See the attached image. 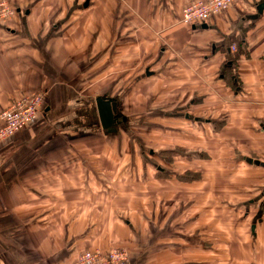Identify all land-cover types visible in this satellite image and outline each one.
I'll use <instances>...</instances> for the list:
<instances>
[{
  "label": "crops",
  "instance_id": "crops-1",
  "mask_svg": "<svg viewBox=\"0 0 264 264\" xmlns=\"http://www.w3.org/2000/svg\"><path fill=\"white\" fill-rule=\"evenodd\" d=\"M7 1L17 13L8 21L0 20V115L13 101L41 92L49 96L52 109L59 113L55 116L51 109L41 112L32 124L0 145V264H73L81 252L90 249L73 238L74 220L85 222L87 214L85 209V213L72 211L74 205L89 200L88 192L80 190L74 180V172L67 165L61 170L62 159L74 152L67 145L73 139L68 131L71 118H64L62 104L68 95H81L75 91L81 84L74 87L81 77L107 76L111 74L107 71L110 66H132L137 60H153L154 64H148L149 73L145 70L136 76V82L145 77H165L163 84L152 88L155 94L149 97L162 96L166 100L157 105L162 117L211 124V131L216 133L206 151L209 157L200 159V164L198 155L192 158L194 171L200 166L202 180L177 182L181 185L177 191L185 192L189 185L195 190L178 197L180 211L170 216L174 223L164 227L163 235L156 233L158 226L150 223L155 217L148 216L142 250L146 261L131 259L132 264H219V253L227 252L232 254L229 264L260 262L259 253L264 250L261 202L256 218L251 219L250 237L254 240L245 242L243 251L237 247L242 244L241 235L234 229L230 234L219 232L217 224L208 226L210 234L198 246V221L205 216L202 208L198 214L202 201L198 183L207 181L204 185L209 188L223 186L233 195L237 188L264 184V167L244 161L246 157L264 161V12L257 9L264 0H241L207 21L194 24L184 23L181 13L186 4L198 0H90L86 7V0ZM233 44L236 51L231 49ZM116 81L101 87H115L112 82ZM181 95L191 97L184 102ZM119 101L120 121L113 131L105 130V136L132 131L131 119L120 110L122 98ZM146 105H151L150 99ZM146 125L150 137L167 142L178 131L167 127L166 131L155 132L157 123ZM229 157L247 163V167L235 170L244 172V179L234 186L225 177L230 170L221 168L231 165L224 160ZM254 201H243L250 213ZM228 202L234 204L236 198L223 204ZM227 213L228 207L224 208ZM190 219L196 225L186 235ZM59 221H67L65 229H59ZM212 225L216 230L210 228ZM173 237L175 244H168ZM221 242L225 243L219 245ZM107 245L102 241L98 247L105 251ZM198 247L210 254L204 256ZM243 257L246 260H241Z\"/></svg>",
  "mask_w": 264,
  "mask_h": 264
},
{
  "label": "rangeland",
  "instance_id": "rangeland-1",
  "mask_svg": "<svg viewBox=\"0 0 264 264\" xmlns=\"http://www.w3.org/2000/svg\"><path fill=\"white\" fill-rule=\"evenodd\" d=\"M194 2L196 1L189 2L182 9V21L186 24L190 23L185 19L184 10ZM16 13V9L7 0H0V20L8 21ZM148 64H154L153 60L147 62L137 60L133 62L132 66L129 64V66L123 65L119 68L110 66L107 71L111 74L107 76L81 77L80 81L74 85L76 87L79 83L81 84L80 87L75 89V91L82 92L81 95L77 93L72 94L70 97L68 95L64 99L61 109L64 118H71V121L68 122L71 125L68 126V131L73 139L67 145L68 149H74V152L70 151V155L62 159L61 170L64 169V165H67V169L74 172V180L79 183L80 190L88 192L86 198L89 200L88 203L85 200V204L74 205L72 211L82 213L85 209L87 214H85V222L81 219L74 220L76 234L73 238L82 242V244L85 243V246L90 249L104 250L101 246L98 247L102 241L108 243L105 251L117 246L126 247L131 252V259L137 262L146 261V256L142 255V250L145 248L144 242L149 217H155L154 222L151 220L150 223L158 226L159 231H156V233L160 235H163L164 227L174 223L170 218L180 211V206L177 205L179 202L178 197L193 194L192 192L195 190L194 185H189L187 191H177L181 185L177 183L178 180L175 177L183 173L194 172L195 167L192 165V158L198 155L199 162L201 155L208 154L206 151H209L210 139H214L216 133L211 131V124L205 125L162 117V111L157 109V105L159 103L165 104L166 100L162 96L149 97L155 94L152 88L163 84L165 77L161 76L154 79L145 77L136 82V76L143 75ZM115 80L117 81L112 82L115 83V87L114 85L112 88H109V85L107 88L101 87V85ZM43 94L42 106L45 107L44 110L43 108L40 109V113H48L51 109V111L54 110V115L57 116L59 111L52 109L53 106L49 102V96ZM199 96H202V94H199ZM97 97L110 99L112 103L122 98L123 112L131 119L128 120L131 123L129 127L132 129L129 134L124 132L117 133L116 136H105L103 134L105 129L101 125L96 103ZM181 97L186 102V99L189 100L191 96L183 97L181 95ZM148 99L151 100V105L147 106L146 101ZM118 118L120 121L121 117L119 115ZM147 123H157L154 129L155 132L156 129L166 131L167 127H171L174 128L173 130L184 133L185 136L177 131L174 134L175 138L168 142L154 139L150 137L152 133L147 129ZM111 131L113 129H110ZM86 133L90 136L85 137ZM170 146L172 147L170 148ZM178 146L185 151L174 157V161L170 164L173 169L169 170L167 168L169 170L168 174L172 178H157L156 175L159 170L152 164V159H156L159 166L163 167L165 162L159 156L150 155L151 149L155 153L158 151L168 152L178 148ZM167 147L169 148L167 149ZM229 148L232 152V146H229ZM82 150L87 152H82ZM85 155L87 156L85 157ZM164 157L166 156L164 155ZM224 160H228L231 165L221 168L230 170L225 177L230 181L228 184L234 186L237 180L244 179V172L236 173L235 170L247 167V163L234 162L233 157ZM187 166L189 170H184ZM88 168L90 169L88 170ZM205 183H198V192L202 196L201 204L198 205V214L200 208L204 209L202 213H205V216L198 221V246L200 240L210 234L208 226L217 224L219 232L224 234H230V230L234 229L235 226V231L242 238V244L237 247L242 250L245 247V242L254 240L250 237V227L260 210L261 204L264 207V184H254L246 189L237 188L233 195L223 186L209 188L204 185ZM87 186L90 188L88 189ZM228 196L229 198H236L235 205L229 202L228 205L223 204L229 199ZM251 197L257 198L258 203L261 202V204H255L252 207L253 212L250 213L245 208L243 201L249 198L252 199ZM223 199L225 201L221 203ZM211 201H214L213 205H211ZM171 207H173V210ZM227 207L229 213L224 214V208ZM221 210H223V213ZM62 213H64L63 210H60V214ZM232 213L236 217L232 216ZM229 219L233 221V226H230ZM182 223H185V221H182ZM66 224L67 221H59V229H65ZM195 225L196 221L190 219L186 224L188 227L184 230V234L189 235L190 230L194 229ZM175 237H178V235ZM175 237L167 243L175 244ZM160 242L162 243V239H160ZM224 243L221 242L219 245ZM198 252L204 256L210 254L199 247ZM231 255L228 252L226 255L219 253V264H229ZM259 259L260 262L257 264H264V250L259 253ZM241 260H246V258L243 257Z\"/></svg>",
  "mask_w": 264,
  "mask_h": 264
},
{
  "label": "built area",
  "instance_id": "built-area-1",
  "mask_svg": "<svg viewBox=\"0 0 264 264\" xmlns=\"http://www.w3.org/2000/svg\"><path fill=\"white\" fill-rule=\"evenodd\" d=\"M241 0H198L184 10V16L190 24L207 21L211 16L220 14L225 9ZM236 51V46H231ZM43 93L25 95L2 111L0 125V144L22 131L32 123L42 108ZM73 264H132L128 248L113 247L107 251L89 249L81 252Z\"/></svg>",
  "mask_w": 264,
  "mask_h": 264
},
{
  "label": "trees",
  "instance_id": "trees-1",
  "mask_svg": "<svg viewBox=\"0 0 264 264\" xmlns=\"http://www.w3.org/2000/svg\"><path fill=\"white\" fill-rule=\"evenodd\" d=\"M239 50V49H238ZM239 54H240V52H238V53H236V56H235V58H234V60H233V63H236V59L239 57ZM118 107H117V112L115 113V116L116 115H119L118 113V108H119V105H120V101L118 100ZM44 107L45 106H42V108H43V110H44ZM120 110H122L123 111V109H122V107L120 106ZM116 111V110H115ZM107 131H110V129L109 130H107ZM172 146H170V148H171ZM169 147H167V149H168ZM173 151V152H172ZM172 151H168V152H166V151H158V152H156L155 153V151H154V153L153 154H151L150 153V155H153V156H159L161 159H163V161L165 162V164H167V165H170L171 164V162H173L174 161V157L176 156V155H178V153H180V152H184L185 150L184 149H182L181 147H179L178 146V148H174ZM164 155L166 156V157H164ZM190 155V154H189ZM204 157H206V158H208L209 157V155L208 154H204V155H201L200 156V159H204ZM250 159H252V160H258V161H260L261 163H264V161L263 160H261V159H259V158H253V157H250V158H248V157H246L245 159H244V161H246L247 163H249V164H253V165H256V166H263L264 167V165L263 164H260V165H258V164H255V163H252V162H250ZM152 164L154 165V167H157V169L159 170L158 172H157V178H159V179H170V178H172V177H170V175L168 174L169 173V170H167V168H166V166H165V164H164V167L163 166H159V162L156 160V159H152ZM176 178V180H178V181H180V182H182V183H193V182H195V181H200V180H202V178H203V175H202V173L200 172V170H198V171H194V172H187V173H183L182 175H178V176H176L175 177ZM264 197V196H263ZM262 198V197H261ZM253 199H255V201H254V203L255 204H257L258 203V199L257 198H253ZM229 221L230 222H233L232 220H230L229 219ZM213 226V227H212ZM212 226H210V228H212V229H214V230H216V228H215V225H212ZM234 228V231H235V226L233 227ZM236 232V231H235Z\"/></svg>",
  "mask_w": 264,
  "mask_h": 264
},
{
  "label": "water",
  "instance_id": "water-1",
  "mask_svg": "<svg viewBox=\"0 0 264 264\" xmlns=\"http://www.w3.org/2000/svg\"><path fill=\"white\" fill-rule=\"evenodd\" d=\"M90 0H86L84 3V6L86 7L89 4ZM258 12L263 13L264 12V2H261L257 6ZM147 74L149 73L148 70H146ZM96 103L98 107V112H99V117L101 121V125L103 129L108 130V129H113L118 123H119V118L118 115L115 116V110H116V104L112 103V100L110 99H104L102 97H97L96 98ZM250 162L255 163V164H263L258 160H252L250 159ZM255 228L256 225H252V231L255 233Z\"/></svg>",
  "mask_w": 264,
  "mask_h": 264
},
{
  "label": "bare ground",
  "instance_id": "bare-ground-1",
  "mask_svg": "<svg viewBox=\"0 0 264 264\" xmlns=\"http://www.w3.org/2000/svg\"><path fill=\"white\" fill-rule=\"evenodd\" d=\"M95 249V248H94Z\"/></svg>",
  "mask_w": 264,
  "mask_h": 264
}]
</instances>
